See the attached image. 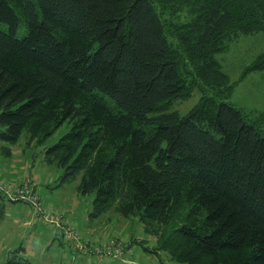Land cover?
I'll list each match as a JSON object with an SVG mask.
<instances>
[{"label": "trees", "instance_id": "trees-1", "mask_svg": "<svg viewBox=\"0 0 264 264\" xmlns=\"http://www.w3.org/2000/svg\"><path fill=\"white\" fill-rule=\"evenodd\" d=\"M259 33L264 0H0V142L66 125L43 156L94 196L89 220L137 218L156 246L133 242L177 264H264L263 123L216 60ZM263 70L264 52L240 80Z\"/></svg>", "mask_w": 264, "mask_h": 264}, {"label": "rangeland", "instance_id": "rangeland-1", "mask_svg": "<svg viewBox=\"0 0 264 264\" xmlns=\"http://www.w3.org/2000/svg\"><path fill=\"white\" fill-rule=\"evenodd\" d=\"M177 18L179 19L174 21L182 22L188 19L187 11L181 12ZM263 52L264 37L261 33L252 36H241L230 43L228 50L219 54L216 60L220 64L222 72L229 77L230 81L232 83L237 82L230 98L231 104L250 114L258 124L263 123L260 130L264 134V70L247 74L240 80L244 68L251 65L256 57ZM198 100L199 94L194 92L187 101L175 104L172 111L184 115L194 107ZM67 131L66 125L61 126L47 139L43 146H39L35 141H30V137L26 132L21 134L14 145L0 142V149L6 148L10 151L8 157L0 151V181L18 184L28 180L30 181L28 184L31 185L30 191L39 196L41 205L42 202L45 203L46 207L42 205L43 208H49L50 212L57 213V210L64 207L71 210L74 215L80 216L83 213L90 212L94 196L83 197L77 193L76 187L80 177L71 183L58 186L57 179L61 171L54 164H47L43 156V150L54 145ZM3 200L6 201L4 197ZM51 207L55 211H51ZM4 210V219L0 223V264L6 261L11 251L19 247L25 249V254L31 264H60L59 257L51 259V250L48 252L46 245L47 236L35 233L33 226L30 225L31 223L34 225L38 220L35 219L36 216L33 215V211L29 206L18 201L14 203H7L6 201ZM77 219L81 221V219ZM95 223L96 227L100 226V229H97V233L100 232L99 235L96 234L97 236L92 237L95 241L118 239L126 243L127 246H130V249L127 248V251H130V257L137 264H177L170 261L165 253H159L158 255L146 253L137 243L133 242L145 241L144 247L149 250L156 246V239L144 233L137 218L125 219L114 211H110L96 220ZM73 225V228L81 233L83 232L81 223H74ZM84 237L90 239L87 236ZM62 247L67 251L64 244H62ZM62 264L71 263L68 259L66 263L63 260Z\"/></svg>", "mask_w": 264, "mask_h": 264}, {"label": "built area", "instance_id": "built-area-1", "mask_svg": "<svg viewBox=\"0 0 264 264\" xmlns=\"http://www.w3.org/2000/svg\"><path fill=\"white\" fill-rule=\"evenodd\" d=\"M28 182L30 181L25 180L18 184H9L0 181V194L7 202L18 201L29 206L34 216L56 230L57 236L63 240L74 254L81 257H96L98 259H122L128 248L126 243L118 239L93 241L85 238L77 229L63 224L61 214L53 213L43 208L39 196L35 192L30 191L31 185Z\"/></svg>", "mask_w": 264, "mask_h": 264}, {"label": "crops", "instance_id": "crops-1", "mask_svg": "<svg viewBox=\"0 0 264 264\" xmlns=\"http://www.w3.org/2000/svg\"><path fill=\"white\" fill-rule=\"evenodd\" d=\"M6 175V172H5ZM42 201V198H41ZM57 202V200H55ZM14 203V202H13ZM43 207H46L45 203L42 202ZM52 208V207H51ZM50 208V209H51ZM49 209V208H47ZM51 211H55L53 208ZM61 211V212H58ZM57 213H60L62 215V222L63 224H67L71 227H73L74 223H81L83 232L82 234L84 236L89 237L93 241H95L94 238L96 234L99 235V231L97 233V229H100V226L96 227L95 221H91L88 218L89 212L83 213L80 216H76L72 213L71 210H67L64 207H61V210H57ZM63 213V214H62ZM65 214V215H64ZM77 218L81 219L79 221ZM34 219V218H33ZM37 223H31L30 225L33 226L34 232L43 236L44 234L47 236L46 240V245L48 248V252L51 250L50 254H52V258L59 257L60 264H62V261L64 260L65 263L68 262V259L70 260L71 264H137L131 257H130V251H126L120 260H113L109 258H102L98 259L96 257H81L77 254H74L69 247L63 242V240L57 236L56 230L52 227L47 226L45 223H43L40 219L35 218ZM39 222H41L39 224ZM29 225V224H28ZM41 226V227H40ZM43 226V227H42ZM97 236V235H96ZM141 241V240H139ZM62 244H64L67 248V251L63 249ZM132 246V245H131ZM130 249V246H128ZM23 256L28 260L26 254H25V249H23ZM54 256V257H53ZM30 263V261H29ZM31 264V263H30Z\"/></svg>", "mask_w": 264, "mask_h": 264}]
</instances>
